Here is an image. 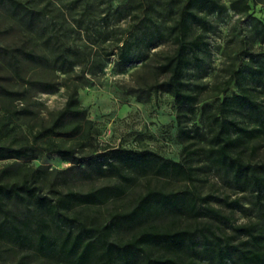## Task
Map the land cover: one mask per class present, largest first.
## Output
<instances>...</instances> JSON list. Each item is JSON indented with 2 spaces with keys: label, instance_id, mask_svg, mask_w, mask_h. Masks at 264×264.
<instances>
[{
  "label": "trees",
  "instance_id": "16d2710c",
  "mask_svg": "<svg viewBox=\"0 0 264 264\" xmlns=\"http://www.w3.org/2000/svg\"><path fill=\"white\" fill-rule=\"evenodd\" d=\"M101 1L107 5L104 24L114 17L131 19L126 28L107 32L115 39L104 56L114 57L117 71L146 61L159 44L170 47L145 91L147 97L166 94L172 99L179 159L124 147L81 156L79 151L94 140L93 124L79 103L78 87L64 85L68 90L64 106L31 143L13 146L0 141V162H11L0 171V242L24 251L20 260L31 264H264V155L255 158L264 144V100H259L264 94V50L254 52L249 46L264 47V0H125L114 9L110 0H67L65 12L86 33L95 16L94 4ZM0 7L28 30L50 31L43 42L53 53L55 69L67 73L78 64V51L63 39L64 16L56 27L54 20L45 19L44 7L20 0H0ZM227 12L244 17L250 35L232 58L226 81L207 96L209 103L203 99L206 85L193 83L191 70L210 60L211 18ZM0 56L17 76L20 59L49 62L22 44L0 47ZM30 86L45 93L59 85L30 81ZM0 95L19 93L0 85ZM136 100L146 102L140 96ZM196 115L200 124L190 123ZM69 121L76 123L71 130L66 127ZM161 133L164 144L170 145L166 133ZM53 136L76 139L79 149L55 143ZM42 153L70 165L55 172L60 180L76 173L113 182L81 192L63 191L55 179L46 192L42 171L28 167ZM19 161L26 172L11 174ZM209 174L238 196L203 195L197 183L205 182ZM140 179L146 180L144 192L126 210H113L102 220L85 214L123 198ZM152 181L184 185L168 190L151 186ZM235 213L247 222L237 224Z\"/></svg>",
  "mask_w": 264,
  "mask_h": 264
},
{
  "label": "rangeland",
  "instance_id": "374dc122",
  "mask_svg": "<svg viewBox=\"0 0 264 264\" xmlns=\"http://www.w3.org/2000/svg\"><path fill=\"white\" fill-rule=\"evenodd\" d=\"M33 4L37 9L44 7L46 20H54L58 27L61 17L64 16L66 24L61 30L66 33L64 41L73 45L78 54V64L67 73H62L51 65L53 53L43 40L50 31L39 29L28 30L23 24L0 7V47L25 45L27 49L36 54L44 56L48 63H33L20 59L19 75H15L8 66L5 58L0 56V85L10 91L18 92L19 95L6 97L0 95V141L2 143L20 146L31 143L33 136L42 128L47 127L54 115L62 109L67 99L68 90L64 86L75 85L78 87V100L86 112V119L93 124L94 140L92 145H86L79 151L83 157L94 155L107 147H124L131 149L147 148L158 152L161 155L178 160L180 144L177 143L175 110L172 99L166 94L146 96V86L155 81L154 68L161 61L163 55L169 53L170 47L167 44H159L152 48L146 61L138 62L127 66L122 71H117L113 66L114 57L108 60L104 51L112 48L115 38L109 37L108 31L119 27L126 28L131 22L130 16H123L117 19L109 18L104 24L103 11L107 8L105 2H95V16L92 25L86 29V33L75 27L72 18L64 7L67 0H20ZM125 0H110L111 9H114ZM227 2V0H224ZM259 7L254 8L256 16H260ZM213 29L208 33L207 39L211 49L210 60L202 67L191 70L190 80L193 83L206 85V92L203 99L208 95L215 94L216 88L221 87L228 78L229 65L234 55L240 50L242 39L250 35L247 25L248 21L233 12H227L221 17L211 18ZM53 25V23H52ZM66 29V30H64ZM97 32L99 36L97 37ZM97 37V38H96ZM251 50L258 52L264 50L257 44L249 43ZM115 52V50H114ZM103 63L100 68L99 65ZM161 79V78H160ZM30 81H50L57 83L58 89L53 92H39L30 86ZM235 87L231 86V90ZM136 96L146 102H138ZM259 100H264V94L259 95ZM190 123L201 122L199 115L193 116ZM76 126L74 121H69L66 127L71 130ZM161 132L166 133L170 145L160 138ZM55 143L63 146H76V139L69 137H51ZM262 143V142H261ZM79 149V148H77ZM264 155V144L258 151L255 158H262ZM11 162H0V171L9 166ZM25 165L19 161L10 170L11 174L26 172ZM28 167L40 169L44 176V190L57 179V184L65 190H77L86 192L92 188L103 186L113 182L110 179L94 177L87 179L79 174L67 175L60 180L56 171L65 170L70 165L57 156L42 153L37 159L28 163ZM80 168H84L83 163ZM151 186L162 185L168 190H176L184 185L181 181H170L157 183L152 181ZM203 195L213 192L220 196L228 194L232 199L238 195L221 187L216 176L209 174L205 182L197 183ZM146 180L140 179L133 185L126 195L104 206L93 207L85 210L88 216L105 219L113 210H126L132 200L144 192ZM237 224L246 223L247 220L240 213L234 216ZM9 245L0 242V262L3 264H27L31 260H20L26 254L24 251L9 249Z\"/></svg>",
  "mask_w": 264,
  "mask_h": 264
}]
</instances>
